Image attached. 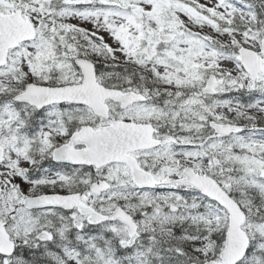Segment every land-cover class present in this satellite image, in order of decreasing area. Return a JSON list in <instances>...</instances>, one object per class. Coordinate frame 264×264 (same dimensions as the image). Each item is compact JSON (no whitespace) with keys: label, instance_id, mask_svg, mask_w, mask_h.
Listing matches in <instances>:
<instances>
[{"label":"snow or ice","instance_id":"6c2138e0","mask_svg":"<svg viewBox=\"0 0 264 264\" xmlns=\"http://www.w3.org/2000/svg\"><path fill=\"white\" fill-rule=\"evenodd\" d=\"M0 264H264V0H0Z\"/></svg>","mask_w":264,"mask_h":264}]
</instances>
